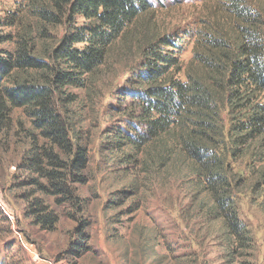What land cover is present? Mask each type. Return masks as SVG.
Listing matches in <instances>:
<instances>
[{
    "label": "trees",
    "instance_id": "1",
    "mask_svg": "<svg viewBox=\"0 0 264 264\" xmlns=\"http://www.w3.org/2000/svg\"><path fill=\"white\" fill-rule=\"evenodd\" d=\"M152 4L25 0L0 17V27L9 29L0 32V45H7L0 48V145L14 126V109L22 108L31 125V148L18 167L31 176L26 213L43 230H54L60 219L47 199L77 205L81 198L75 185L89 180L86 140L67 107L78 95H64L63 89L96 92L111 81L119 66L111 56L113 46ZM228 4L238 21L233 42L206 39L207 51L195 54L200 68L188 71L185 80L174 72L183 40L147 41L136 66L124 68L131 72L120 84L128 100L111 105L125 115L124 122L106 129L118 150H140L157 138H171L208 197L206 213L218 226L227 264H254L255 237L240 216L236 190L241 181L232 160L251 155L264 163V16L246 0ZM49 25L66 30L43 57L35 52L37 39L47 37ZM259 183L264 185V179ZM88 251L82 242L73 249L77 257Z\"/></svg>",
    "mask_w": 264,
    "mask_h": 264
},
{
    "label": "rangeland",
    "instance_id": "2",
    "mask_svg": "<svg viewBox=\"0 0 264 264\" xmlns=\"http://www.w3.org/2000/svg\"><path fill=\"white\" fill-rule=\"evenodd\" d=\"M24 1L0 0V17L17 11ZM228 1L152 0L150 11L113 46L111 56L119 66L111 81L96 92L63 89L64 95H78L67 107L86 140L89 180L75 185L81 198L77 205L47 199L60 217L52 231L41 229L26 213L31 176L18 166L31 148L32 130L24 110L14 109V126L3 134L0 145V198L14 211L9 218L0 205V264H227L218 226L206 213L208 197L174 141L163 137L140 150H118L106 128L124 122L125 115H118L111 105L128 100L121 96L120 84L131 74L124 68L136 66L148 40H183L179 69L174 71L182 80L188 71L200 68L195 54L207 51L206 39L233 42L238 21ZM246 1L264 16V0ZM75 20L83 22L82 17ZM8 30L0 27V32ZM65 30V25L47 26V37L37 39L36 54L45 57ZM232 162L241 181L236 190L240 216L255 237L253 262L264 264V185L259 183L264 163L251 155ZM81 242L89 251L77 257L73 249Z\"/></svg>",
    "mask_w": 264,
    "mask_h": 264
},
{
    "label": "built area",
    "instance_id": "3",
    "mask_svg": "<svg viewBox=\"0 0 264 264\" xmlns=\"http://www.w3.org/2000/svg\"><path fill=\"white\" fill-rule=\"evenodd\" d=\"M0 205L3 206V210L8 215L9 218H13L14 211L12 208L3 200L2 196L0 198Z\"/></svg>",
    "mask_w": 264,
    "mask_h": 264
}]
</instances>
